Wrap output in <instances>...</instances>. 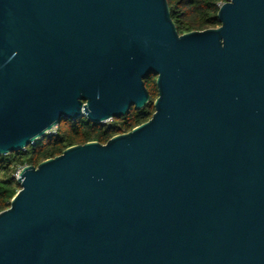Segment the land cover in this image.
I'll use <instances>...</instances> for the list:
<instances>
[{
    "label": "water",
    "instance_id": "95a60500",
    "mask_svg": "<svg viewBox=\"0 0 264 264\" xmlns=\"http://www.w3.org/2000/svg\"><path fill=\"white\" fill-rule=\"evenodd\" d=\"M178 34L166 0H0V154L63 118L154 111L24 165L0 264H264V0Z\"/></svg>",
    "mask_w": 264,
    "mask_h": 264
},
{
    "label": "trees",
    "instance_id": "16d2710c",
    "mask_svg": "<svg viewBox=\"0 0 264 264\" xmlns=\"http://www.w3.org/2000/svg\"><path fill=\"white\" fill-rule=\"evenodd\" d=\"M170 18L178 34L214 28L219 25L216 17L219 3L224 0H166ZM148 91V101L140 108L130 107L128 112L110 121L92 122L80 116L63 118L56 125L55 135H43L22 149L0 154V211L9 206L11 198L20 188L14 176L24 165L36 166L42 160L60 154L65 148L96 141L105 143L110 137L125 133L148 120L157 96L155 74L143 79Z\"/></svg>",
    "mask_w": 264,
    "mask_h": 264
},
{
    "label": "built area",
    "instance_id": "2783aa9c",
    "mask_svg": "<svg viewBox=\"0 0 264 264\" xmlns=\"http://www.w3.org/2000/svg\"><path fill=\"white\" fill-rule=\"evenodd\" d=\"M222 3V2H221ZM219 3V5L221 4ZM111 119H108V120H105L103 121L104 123L110 121ZM56 134V125L52 126L50 129L46 130L45 131V134L44 135H55ZM22 169V167L18 168L14 174L15 178H17L18 176V173L20 172V170Z\"/></svg>",
    "mask_w": 264,
    "mask_h": 264
}]
</instances>
